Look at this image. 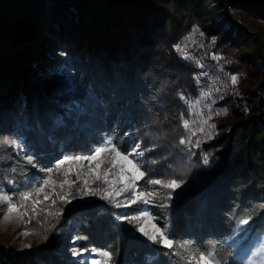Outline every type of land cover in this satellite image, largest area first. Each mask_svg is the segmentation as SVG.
Here are the masks:
<instances>
[{"label":"trees","instance_id":"trees-1","mask_svg":"<svg viewBox=\"0 0 264 264\" xmlns=\"http://www.w3.org/2000/svg\"><path fill=\"white\" fill-rule=\"evenodd\" d=\"M153 1L0 0V136L22 132L29 154L52 167L61 147L76 152L99 141L98 135L122 142L120 117L127 126L151 118L168 132L179 128L185 110L179 94L187 95L192 83L174 46L191 18H206L207 13L204 0H165L173 10L160 14ZM234 6L264 19V2ZM224 19L229 20L227 29L220 23L205 25L209 32L215 30L209 34L219 43L210 51L229 53L236 47L258 60L253 35L226 12ZM68 71L80 74L78 89L91 97L70 93ZM246 100L264 104L256 91L249 90ZM251 111L230 107L235 121L219 140L218 166L179 194L171 214L170 229L178 241L215 249L229 264H241L233 241L264 233V115L258 107ZM0 176L22 185L27 177L36 182L45 173L9 148L0 158ZM83 208L72 207L67 214ZM110 212L91 208L79 213L72 232L81 237L77 248H119L117 264H147L146 257L157 253L152 264H183L141 237L133 224L115 221ZM249 216L250 223L242 224ZM44 248L36 255L40 264H63L60 247ZM34 256H8L0 264H39Z\"/></svg>","mask_w":264,"mask_h":264},{"label":"rangeland","instance_id":"rangeland-1","mask_svg":"<svg viewBox=\"0 0 264 264\" xmlns=\"http://www.w3.org/2000/svg\"><path fill=\"white\" fill-rule=\"evenodd\" d=\"M164 1L165 0H154L151 2L153 9L159 14L165 13L166 10H173V8L167 7L168 5ZM241 1L246 2L247 0H204L203 5L205 6L207 13L206 18L192 17L189 21L190 24L187 23L185 31L174 46L179 59H182L187 63L188 77H190L192 83V85L188 87L187 95H184L195 99L199 96L201 90H213V98H215L217 102L212 105L210 119L209 109L205 107L204 104L198 106V108L203 109L204 114L202 116H189L185 103L183 118L190 121V127L188 130L183 128L181 117L179 128H176L171 132L164 130L162 126L157 124L151 118H147L142 124L135 123L129 126L125 124V120H121L122 117L119 118L120 122L122 121V125H124L122 142H118L122 147V150L130 151L134 144L140 145V150L145 151L142 160L145 162L144 167L148 171V178L185 179L187 183L181 190H179V194L189 190L190 185L194 182L202 180L201 176H203V174L205 175V172L215 169L218 166V152L221 149V146L218 145L219 140L228 133L230 125L235 121V117L230 112V107H236L239 111H245L247 114L251 113L252 109L258 107L260 111H262L261 114L264 115V104H259L257 106V103L254 101L246 100V95L250 90L258 92L264 101V86H262L264 83V19L251 16L246 11H242L234 6ZM258 1L264 2V0ZM220 4H222L221 7ZM68 8L73 13H76L77 11L72 5ZM225 12L231 16L234 22L244 28L248 34L253 35L256 40L253 43V46L258 47L256 51L259 56L258 60L255 61L252 58H248L246 56L248 52H243L236 47H231L229 53H222L221 48H219L220 50H218V52L210 51L215 48L217 49L219 43L216 38L215 43L212 42L214 36H211L209 33H214L215 30L209 32L207 29H204L206 27L205 25L208 23L209 25L217 26V23H220L221 29H227L229 27V20L224 19ZM201 33H203V35H201ZM231 35H233V32ZM177 45L181 46V48L189 53L194 59L185 60L181 52L177 51ZM252 51L254 53L255 49ZM213 57H218V59ZM197 62L202 64L203 68L198 67ZM201 73H206V75H201ZM238 73L241 74V78L239 79L238 84L233 86L230 83L229 75ZM65 75L71 83L70 93H76L77 95L85 94V96L91 97V92H83L81 89H78L81 79L79 73L77 74L74 71H68ZM194 77H199V84H197ZM225 85H227V87H225ZM257 85H260V88H257ZM217 88L220 90L219 92L214 91V89ZM221 96L224 98L220 99ZM204 103H210V101H205ZM224 108L227 109L226 115L223 113L221 115L215 114L217 110H222ZM196 110L197 109H194V111ZM254 111L253 113L255 114L253 115H255L254 117H257L258 113L256 114V110ZM204 121H206V123H204ZM211 125H215V129H212L210 127ZM201 127L204 129L203 132L199 131ZM193 132L196 134L192 135ZM210 132L214 135L213 139L207 138V134ZM18 134L19 133L16 130H13L10 136H0V158L7 149L11 148L5 141L15 138ZM98 137L99 141L96 140L95 142H91L88 145L79 148L76 152H61L55 162L62 158L64 153L77 154L89 152L93 146L100 143L102 136L98 135ZM181 138H191L193 142L199 139L201 145L199 148L194 147L193 145H181L179 143ZM11 149L17 156H23L25 154L24 152H18L13 148ZM205 153L209 158L208 165L203 163V155ZM105 167H108V165H105ZM117 170L118 169L115 168L112 169L113 172H116ZM54 176L57 179H61L62 173L60 175L54 174ZM0 178L2 179L0 180V184L4 185L7 189L16 191H23L27 187L35 185L38 182H33V176L27 177L22 185H16L15 183L9 184L8 181L10 180L5 179V176H0ZM73 179H75V177H73ZM90 186L95 188L104 187L100 182L91 184ZM76 187H80V185L77 184ZM140 188L144 191L158 190L161 196L169 191L160 188L159 186L147 185L144 181L140 182ZM57 190L59 191V189ZM72 191L75 194V188H73ZM128 195L129 194H125L118 199L125 200ZM42 198L43 197L41 196V199ZM152 199L153 204L145 205L143 203H138L127 208L112 207L107 202L100 200L97 197H89L86 200H76L73 201V204L68 205L67 209H71L72 207H85L83 210L75 211L73 214H67L66 209L63 218L60 219L58 224L53 217L48 216L45 218V213L41 212L38 217L33 219L31 224L27 225V230L33 233V235L29 236H21L19 234L21 231L25 230V225L19 220H14L11 223L0 222V262L8 256L35 255L34 259L40 264V258L36 255H38L37 252L44 247H46V249H51V251H55L57 247H60L59 251H56L59 253L60 257H63V264H80L81 260L98 258L90 253H85L81 257H74L72 255V249L77 248L72 240L74 237L72 232L75 229V225H77L80 220L79 213H88L91 208H106L111 211L110 214L112 218L119 222L117 219L118 215H138L139 211L148 210L154 215L161 217L159 221H156L157 223L161 226L167 223L170 227L172 208L178 197L174 199L172 206L166 209H161L160 207L155 206L160 203L159 199ZM49 204L50 202H45L41 207H48ZM61 206L62 205L58 201L57 207ZM132 209H137V211L133 213ZM29 211H31L30 205ZM27 219L28 217H25V220ZM143 223L144 219L135 222L136 226ZM53 224H56V229L58 231H48ZM144 226L150 228V224H145ZM45 234H48L49 236L48 242L41 243L42 236ZM138 234L143 237L139 232ZM237 239L238 240L233 241L237 256H246L264 241V233H248ZM28 243H31L33 247L31 249L22 250L23 245Z\"/></svg>","mask_w":264,"mask_h":264},{"label":"snow or ice","instance_id":"snow-or-ice-1","mask_svg":"<svg viewBox=\"0 0 264 264\" xmlns=\"http://www.w3.org/2000/svg\"><path fill=\"white\" fill-rule=\"evenodd\" d=\"M212 42L215 43V38H213ZM176 48L178 52H181L185 60L194 59L181 46L177 45ZM213 58L218 59V57ZM197 66L203 68V65L199 62H197ZM201 75H206V73H201ZM240 78L241 74L239 73L229 75L230 83L233 86L238 84ZM194 79L199 84V77H194ZM214 91L219 92L220 90L217 88ZM179 98L186 104L189 116H202L204 114L203 109L198 108V106L204 104L209 109V119L211 118L212 105L217 102L213 98V90H201L199 96L195 99L189 98L183 93L179 94ZM223 98V96L220 97V99ZM205 101H210V103L205 104ZM194 109L197 110L194 111ZM222 113L226 115L227 109L217 110L215 114L221 115ZM181 121L183 128L188 130L190 121L184 119L183 114L181 115ZM210 127L215 129L216 126L211 125ZM199 131L203 132V127ZM195 134V132L192 133V135ZM207 138L213 139L214 135L210 132L207 134ZM5 142L14 150L25 153L23 161L26 165H30L37 171L45 173L42 179L39 177L35 178L38 181L35 185H31L23 191L10 190L0 184V222L11 223L14 220H19L25 225V230L19 233L21 236L33 235L32 232L27 230V225L31 224L33 219L38 217L41 212L45 213V218L48 216L53 217L58 224L60 219L63 218L68 205L73 204V201L86 200L89 197H97L115 208H127L138 203L149 205L153 204L152 198H157L160 203L155 206L166 209L172 206V202L179 195V190L187 183L183 178H148V171L145 169V162L142 160L145 151L140 150L139 144H134L130 151L122 150L114 136H102L100 143L93 146L87 153H64L53 167L42 166L36 155L29 154L28 145L24 142L22 132L15 138ZM179 143L181 145H193L197 148L201 145L199 139L193 142L191 138H181ZM61 152L63 153V147H61ZM203 163L205 165L209 164V158L206 153L203 155ZM105 165H108V167H105ZM114 168L118 170L113 172L112 169ZM61 173V179H57L54 176V174L60 175ZM141 181H144L147 185L159 186L169 191L161 196L158 190H141ZM97 182L103 184L104 187L95 188L90 186ZM8 183L14 184V181L10 180ZM77 184L80 187H76ZM73 188H75V194L72 191ZM125 194H129L125 200L118 199ZM41 196L43 197L42 199ZM58 201L62 205L61 207H57ZM45 202H50V204L48 207L42 208L41 205L45 204ZM29 205L31 206V211H29ZM25 217H28V219L25 220ZM117 219L121 222L133 224L135 230L146 238L150 244L166 250L163 253L166 256L180 257L183 264H229L228 260L218 256L215 249H201L191 240L178 241L169 225L165 223L161 226L157 223L156 221H159L161 217L154 215L151 211L142 210L139 211L138 215L121 214L117 216ZM141 219H144V223L136 226L135 222ZM252 219L249 216L242 220L241 223L247 225ZM145 224H150V228H146ZM52 230H57L56 224H53L48 231ZM48 239V234H45L40 242L47 243ZM78 239H81V237L74 236L72 238L73 243ZM32 247L31 243L24 244L22 250L31 249ZM85 253H90L98 258L81 260L80 264H117L116 258L119 255V248L115 250H99L97 248L72 249L74 257H81ZM158 256L159 253L147 256V264H152L153 261L158 259ZM238 259L241 264H264V241L255 250L250 251L248 255L239 256Z\"/></svg>","mask_w":264,"mask_h":264}]
</instances>
